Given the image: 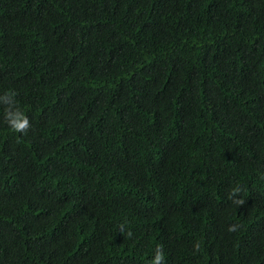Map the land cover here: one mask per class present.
<instances>
[{
    "label": "trees",
    "instance_id": "trees-1",
    "mask_svg": "<svg viewBox=\"0 0 264 264\" xmlns=\"http://www.w3.org/2000/svg\"><path fill=\"white\" fill-rule=\"evenodd\" d=\"M6 93L0 264H264V0H0Z\"/></svg>",
    "mask_w": 264,
    "mask_h": 264
},
{
    "label": "clouds",
    "instance_id": "clouds-1",
    "mask_svg": "<svg viewBox=\"0 0 264 264\" xmlns=\"http://www.w3.org/2000/svg\"><path fill=\"white\" fill-rule=\"evenodd\" d=\"M14 96L15 93H11V94L6 93L4 95H0V104L7 106L5 108V121L13 132L26 134L30 128V122L27 116L22 111L14 107L15 105V101L13 100ZM242 191L243 189L237 186L234 187L230 193L229 199L231 203L235 204L237 207L242 206L245 203L244 199L239 198V194ZM237 228L238 225L232 224L229 226L228 231L233 232L236 231ZM121 231H123V229H121ZM127 234L131 236V232H128ZM199 248L200 245L198 242L194 244L195 251H198ZM150 264H164V252L162 245H158L156 247L154 258L150 261Z\"/></svg>",
    "mask_w": 264,
    "mask_h": 264
}]
</instances>
